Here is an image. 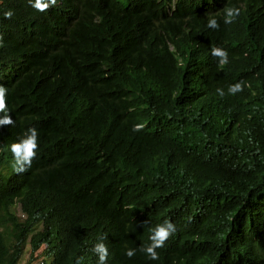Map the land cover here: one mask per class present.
<instances>
[{"label":"trees","instance_id":"trees-1","mask_svg":"<svg viewBox=\"0 0 264 264\" xmlns=\"http://www.w3.org/2000/svg\"><path fill=\"white\" fill-rule=\"evenodd\" d=\"M0 36L15 121L0 125V264H97L102 235L107 264H264V0H0ZM30 127L37 156L17 173ZM165 219L151 260L139 249Z\"/></svg>","mask_w":264,"mask_h":264},{"label":"clouds","instance_id":"clouds-1","mask_svg":"<svg viewBox=\"0 0 264 264\" xmlns=\"http://www.w3.org/2000/svg\"><path fill=\"white\" fill-rule=\"evenodd\" d=\"M29 3L33 8L40 12H46L51 6L57 4V0H29ZM240 9L238 7H227L224 9V23L231 24L234 20L240 15ZM5 18H11L13 12L11 10L4 12ZM207 27L211 29H219L220 25L215 18L211 16L208 20ZM0 42H2V36H0ZM212 56L218 58L219 65L223 67L229 63L228 52L226 49L221 47H213L211 49ZM245 87V82L240 81L235 84L229 85L228 94L236 95L238 92H242ZM8 89L3 84H0V113H4L0 117V125L13 126L15 121L12 119L9 114L8 104L6 100V94ZM217 93L220 97L225 96V92L221 88H217ZM143 125L137 124L133 126V131L141 130ZM39 148V132L36 127L28 128L21 138L18 141L11 143L10 151L13 155L14 163L13 168L17 173L27 171L31 167L33 160L37 156V151ZM143 225L147 221L142 222ZM176 226L173 222L168 219H165L162 223L157 224L155 227L150 229L149 240L150 243L140 247V251L145 253V255L151 260L159 259V253L157 249L165 246V243L169 238L175 233ZM107 239L106 235H102L99 238V241L94 245L92 251L97 255L98 261L97 264H107L108 259V247L105 244ZM137 249L129 248L126 250L125 255L129 258L133 257L136 254ZM82 257L76 259V264H81Z\"/></svg>","mask_w":264,"mask_h":264},{"label":"rangeland","instance_id":"rangeland-1","mask_svg":"<svg viewBox=\"0 0 264 264\" xmlns=\"http://www.w3.org/2000/svg\"><path fill=\"white\" fill-rule=\"evenodd\" d=\"M40 263H41V258L37 260L29 261V256L25 255L21 264H40Z\"/></svg>","mask_w":264,"mask_h":264}]
</instances>
